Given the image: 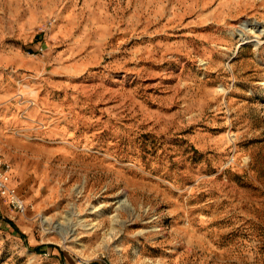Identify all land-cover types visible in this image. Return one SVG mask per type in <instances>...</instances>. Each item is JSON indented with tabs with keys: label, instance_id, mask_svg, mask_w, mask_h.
Here are the masks:
<instances>
[{
	"label": "rangeland",
	"instance_id": "1",
	"mask_svg": "<svg viewBox=\"0 0 264 264\" xmlns=\"http://www.w3.org/2000/svg\"><path fill=\"white\" fill-rule=\"evenodd\" d=\"M0 156V264H264V0H0Z\"/></svg>",
	"mask_w": 264,
	"mask_h": 264
},
{
	"label": "built area",
	"instance_id": "2",
	"mask_svg": "<svg viewBox=\"0 0 264 264\" xmlns=\"http://www.w3.org/2000/svg\"><path fill=\"white\" fill-rule=\"evenodd\" d=\"M0 195L4 197L9 206L17 211L26 212L27 203L19 194L16 186L12 183V166L0 156Z\"/></svg>",
	"mask_w": 264,
	"mask_h": 264
},
{
	"label": "trees",
	"instance_id": "3",
	"mask_svg": "<svg viewBox=\"0 0 264 264\" xmlns=\"http://www.w3.org/2000/svg\"><path fill=\"white\" fill-rule=\"evenodd\" d=\"M37 248H40V247H37Z\"/></svg>",
	"mask_w": 264,
	"mask_h": 264
}]
</instances>
